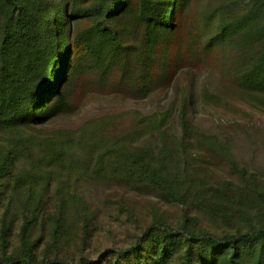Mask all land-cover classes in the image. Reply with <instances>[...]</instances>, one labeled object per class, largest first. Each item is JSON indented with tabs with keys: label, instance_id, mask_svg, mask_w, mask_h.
Wrapping results in <instances>:
<instances>
[{
	"label": "trees",
	"instance_id": "trees-1",
	"mask_svg": "<svg viewBox=\"0 0 264 264\" xmlns=\"http://www.w3.org/2000/svg\"><path fill=\"white\" fill-rule=\"evenodd\" d=\"M182 31L201 56L223 51L232 86L207 98L231 124L204 127L185 96L39 129L95 91L160 106L180 62L166 45ZM257 114L264 0H0V264H264ZM86 185L129 220L148 200L127 245L91 250Z\"/></svg>",
	"mask_w": 264,
	"mask_h": 264
},
{
	"label": "rangeland",
	"instance_id": "rangeland-1",
	"mask_svg": "<svg viewBox=\"0 0 264 264\" xmlns=\"http://www.w3.org/2000/svg\"><path fill=\"white\" fill-rule=\"evenodd\" d=\"M187 43H190V38L185 31H182L166 45L170 54L169 61L173 62L180 52L178 55L180 62L175 67L168 69L174 75L166 94L161 97L160 106H157L159 98L132 101L117 97L114 94L104 95L95 91L90 93L87 98H83L82 104L75 113L55 120L47 126L39 127V129H73L87 120L129 110L150 113L156 108L167 107L172 101L179 104L180 99L185 96L194 101V119L204 127L212 128L220 124H231L230 122L234 121L235 115L224 107L214 106L208 100L209 97L212 98L227 92V89L232 86V82L227 76L228 63L223 60V51L215 49L211 53L201 56L198 47H194L195 51L190 50ZM176 68L177 71H175ZM208 92L212 93L213 96H207ZM254 117H256L255 121L258 124H264V115L257 114ZM82 189L89 197L92 207L98 212L97 220L92 227L91 250L93 252L127 245L134 233L141 231L146 218H150V212L144 207L148 200H137V203L140 204L137 219L129 220L127 213L120 212L111 199L102 198L97 188L86 185L85 189ZM163 209L168 210L169 214L177 212L165 206Z\"/></svg>",
	"mask_w": 264,
	"mask_h": 264
}]
</instances>
